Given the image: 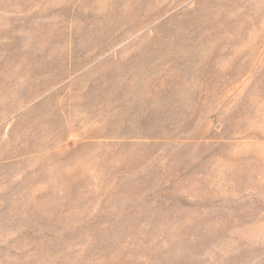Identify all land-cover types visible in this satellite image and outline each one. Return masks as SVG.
I'll return each instance as SVG.
<instances>
[{"label":"rangeland","instance_id":"obj_1","mask_svg":"<svg viewBox=\"0 0 264 264\" xmlns=\"http://www.w3.org/2000/svg\"><path fill=\"white\" fill-rule=\"evenodd\" d=\"M0 264H264V0H0Z\"/></svg>","mask_w":264,"mask_h":264}]
</instances>
